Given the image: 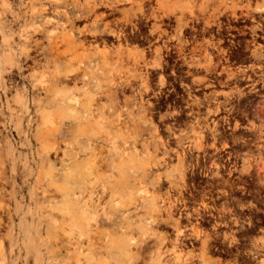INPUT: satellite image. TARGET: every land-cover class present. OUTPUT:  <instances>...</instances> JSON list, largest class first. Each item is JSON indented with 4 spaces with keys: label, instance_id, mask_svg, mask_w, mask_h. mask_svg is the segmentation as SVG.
I'll return each instance as SVG.
<instances>
[{
    "label": "rangeland",
    "instance_id": "1",
    "mask_svg": "<svg viewBox=\"0 0 264 264\" xmlns=\"http://www.w3.org/2000/svg\"><path fill=\"white\" fill-rule=\"evenodd\" d=\"M57 1L0 0V203H6L0 206L9 208L15 224L11 229L8 215L0 209L4 223L0 228V264H75L78 257L83 261L86 253L107 264H127L122 242L127 240L125 236L131 240L141 237V228L152 231L143 249L146 258L158 248L154 235H159L164 238L159 249L165 252V258L177 253L198 264L200 239L190 234L192 227L212 235L211 252L216 259L226 264L231 260L251 263L247 252L251 240L264 237V39L256 37L264 30V0H165L173 12L170 20L165 18L169 25L163 24L168 28L166 39L163 36L167 46L161 39L153 40L156 33L149 34L151 23L158 19L142 22L141 18L138 28L129 34L128 43L121 40L122 55L116 51V39L107 41V46L113 48L109 55L103 54L101 39L85 45L80 42L79 29L91 19L80 22L75 18L78 11L71 10L74 2L84 0ZM248 1L252 8L245 7ZM151 4L161 13L154 0ZM256 4L262 8L253 9ZM216 5L220 9H213ZM61 8L70 13L60 14ZM151 10L146 4L145 12ZM181 12H185L184 23L175 20ZM241 17H247L254 38L246 34V38L253 39L239 41L235 48L221 38L227 32L225 27ZM205 19H210V25ZM217 26L219 33L213 31ZM66 34L69 40L60 42ZM55 40L64 47L70 66L82 68L76 85L74 80L64 79L61 84L55 81L56 47L50 48ZM177 43L185 54L179 52ZM154 45H161L160 53ZM45 48L51 51L44 52ZM230 49L235 51V62L225 59ZM207 50L211 58L205 56ZM137 55L141 56L138 70L143 76L133 78L136 87L125 88L124 94L137 97L133 101H143L147 114L158 126V135L167 142L168 154L156 146L157 135L145 131L136 136L131 121L127 127L120 124L119 130L109 123L111 107L129 120L127 112L134 108L133 101L127 105L123 101L126 96L119 94V102L111 106L97 87L109 77L119 79L124 73L131 76L136 71ZM145 61L157 63L146 67ZM84 66L88 76H83ZM145 79L149 89L140 98L138 92H133L143 87ZM208 82L215 84L204 87ZM61 85L78 99L89 91L104 104L101 120L87 123L84 131L93 135L88 148L97 158L102 159L109 148L115 147L124 152L137 150L134 156L138 160L152 163L149 178L136 176L141 187L132 197L126 188L113 193V200L107 192L103 194L98 205L100 220L90 236L74 229L66 213V176L74 160L69 146L72 137L66 131L78 130L79 124L75 119L59 118ZM134 113L140 116L141 111ZM129 154L131 157L135 153ZM103 160L99 159L96 171L98 188L114 175L128 172L126 165L116 169ZM179 161L185 167L184 178L177 170ZM166 175L175 182L171 183ZM142 191L154 195L153 204L142 199ZM115 203H119L117 210L110 208ZM156 206L162 208L157 216ZM165 209L173 211V216L169 218ZM105 233L108 237L103 242L99 236ZM109 240L111 249L101 251L99 246ZM137 264L146 263L139 260Z\"/></svg>",
    "mask_w": 264,
    "mask_h": 264
},
{
    "label": "bare ground",
    "instance_id": "2",
    "mask_svg": "<svg viewBox=\"0 0 264 264\" xmlns=\"http://www.w3.org/2000/svg\"><path fill=\"white\" fill-rule=\"evenodd\" d=\"M61 1L63 2V0H58L57 2H61ZM119 3H125V4H124V6L119 7L118 6ZM155 3L157 5L158 9L162 10L161 13H158L154 9L153 5L151 4V0H84V1L79 2V3L74 2L71 12L73 13V10L78 11V13L75 14V18H77L80 22L81 21L84 22L85 19L87 20L88 18L91 19L89 24H84L83 28L79 29V33H80L79 36L82 37V39H80V42L82 44H84L85 42H88V44H91L92 40L98 41L101 39V41H102L101 43L102 44L104 43V45H105V46L103 45L105 47V49L102 52L104 55H109L113 51L112 50L113 48H110L107 46V41L110 39L111 40L116 39L118 41V45L116 46L117 47L116 51L122 55L124 52L123 51L124 49H123L121 40H124L125 43H128V40L130 39L129 34L132 35L135 32V30L138 28L139 19L142 18V22L147 21L150 18H155V19H158V21H162L164 16H169L170 13H173L172 10L169 7H167L165 0H155ZM146 4H149V6L152 8L151 11L145 12V5ZM227 6H229V5H227ZM230 7L232 9L235 8L234 5H232ZM245 7L246 8H252L251 3L248 1V3L246 4ZM99 8H105V9L99 10ZM216 8L220 9V6L216 5V7H214L213 9H216ZM261 8H262L261 5L256 4L253 9L257 10V9H261ZM62 9H64V8L59 9L62 11V12L59 11V13L62 15H67L70 13L69 11H65ZM190 12H193V11L191 10ZM116 13L121 14V16H116L115 15ZM184 13L185 12H181L180 15H176V19L178 22L183 20V17H184L183 14ZM71 15L72 14H70L69 16H71ZM6 17H8V16H6ZM192 17H193V15H192ZM2 18H4V17H2ZM15 18H17V16ZM47 19H49V21L52 20V22H53V19H50V18H47ZM45 21H46V19H45ZM55 21H57V19L54 20V22ZM206 22H209V21H206ZM48 24H50V22ZM59 24H60V22H59ZM66 24H65V26H68ZM36 26H37V24H36ZM160 27H161L160 25L153 23L151 25V28L149 29L151 34L155 30H157V36H156L155 41H158L164 32L166 33V29H164V28L162 29ZM44 29H46V28L44 27ZM37 32H40V31H37ZM64 34H65V32L63 33V35ZM89 36H92L93 38L90 39V38H88ZM64 38L69 40V37L66 34V36H63V38L60 39V42ZM54 43L55 44L50 48L56 47V49H53L54 59L57 62L55 81L57 83L61 84L63 81H66L67 79L68 80H74L75 85H76L75 80L79 76L78 75L79 71L82 68L80 67L81 69L79 70L78 68L71 67L69 61L66 59L68 57V56H66L67 54H64L65 50H62V49H64V47L62 45H60V46H62L60 49L58 40H55ZM84 45H82V46H84ZM155 46H156L155 51L157 53H160L161 52V45H155ZM163 46H167V44L164 42ZM176 46L178 47L179 52H182V54H185L184 48L180 43H177ZM65 49L67 50L69 48L65 46ZM49 50H50L49 48L48 49L45 48L44 52H48ZM190 50L192 51L193 48H191ZM67 52H68V50H67ZM142 55H144V54H142ZM206 55L211 58V53H209L208 51H206L205 56ZM140 57H141L140 55L135 56V69H136V71H134V73H132L131 76L124 73V74H121L119 76V79H116L113 76V77H109V79L105 83L99 82L97 84V87L100 88L99 92L104 94L107 97L109 104H111V106L112 105L114 106V105H116V103L119 102V94H124L125 88H127V87L128 88L129 87L135 88L136 87L132 83L133 78L134 79H136L137 77L142 78L143 75L138 70ZM91 59H94V58H91ZM156 63H157L156 61H154V62L145 61L144 62L146 67L147 66L154 67V65ZM27 64H29V63H27ZM30 64H32V63H30ZM82 72H83V76L84 75L88 76V74H89V70L87 69L86 66L83 67ZM64 79H66V80H64ZM162 80H163V78H162ZM201 80H202V78L199 79V81H201ZM87 82H89V80ZM148 84H149L148 80L145 79L143 87H141L140 89H138V87H137L136 92H133L134 95L138 92L140 98H142L144 91H147L149 89ZM104 85H106V86L103 87ZM81 86H83V85H81ZM132 90H134V89H132ZM58 92L60 95V97L58 99L59 118L61 120H64V118H66V117L71 118V119H75L79 124L78 130H75L72 132V130L70 129V130L66 131V134H68L69 136L72 137L71 145H69V146L74 151V153H73L74 154V160L72 161V164H71L70 168L68 169V174L66 176L67 186H66V190L64 191V197H65V200L67 201V203H66L67 204V206H66L67 207V210H66L67 218L69 219V221H70V223L74 229H76L78 232H80L82 234H86L87 236L88 235L90 236L91 231L97 228V226H98L97 223L100 220L99 216H101L100 215L101 213H99L98 205L101 203L100 198L103 196V194L105 192H107L110 196V199L113 200V198H112L113 193H115L116 191L121 190L123 188H126V191L129 195V197H132L135 194L136 190L141 187V185H140L141 181L137 180V179L135 180L136 176L140 175L143 179L149 178L151 176L152 163L150 162V160H147L146 162L138 160L134 156V155H136V153H138V151L136 149H135L136 152L134 150H132L130 152H124V151L118 150L115 147L109 148L107 150L106 155L103 156L102 159L97 158V155L95 156L94 152L93 151L91 152V150H89V148H88L89 147L88 142L90 141L89 139H92L93 135L92 134L89 135V134L85 133L84 131H86L88 128V127H86L87 123H89V122L90 123H98L101 120L103 113H104V111H103L104 104L99 103L98 101L100 100V98L98 100V96L95 97L89 91H85L83 99H78L76 97V94L71 93L69 91H65L64 85H61V89H59ZM125 96L126 97L123 99V101L127 104L131 101V99L133 98V95H132V98L130 96H127V95H125ZM133 99H132V101H133ZM140 101H138V100L133 101V107L134 108L132 110H130L129 112H127V114L130 117L129 120H126L125 116L122 118L121 117L122 112L118 111V109L116 107H114V108L111 107L112 109L109 110L110 111L109 115L111 117V119H108L109 123H112V125H114L119 130L121 128L120 124L127 127V126H129L128 121H131L130 123H132V125H133L132 129H133V132L136 134V136L143 134V132H145V131L150 132L154 137H156V135H157V139L159 142L156 146L163 148L164 152L166 154H168L169 149L167 147V142L164 139H162L160 135H158V133H159L158 132V126L153 122L151 115L147 114V107L143 104V101L142 100H140ZM137 109H138V111L139 110L141 111L140 116H136V114L134 113V110H137ZM53 126H55V125H53ZM123 132H124V134L126 133L125 130ZM201 135H200V137H201ZM136 140L137 139L135 137L133 143H136L135 142ZM126 141L127 140H125V142ZM60 145H61V143H60ZM133 147H135L134 144H133ZM125 148L126 147H124V149ZM103 151H105V150H103ZM131 152L135 153V154H132L133 156L130 157L129 153H131ZM160 157H162V156H160ZM99 159L101 161L104 159L103 160V161H105L104 163H106L107 165L113 166L116 169H121L122 165H124V166L126 165V167L128 168V170H127L128 172H127V174L122 172L116 176L114 175L112 178L107 180V183L101 184V187L98 188L99 186H98V182L96 179V171L99 168V164H100V162L98 163ZM165 159L163 161H161V160L158 161L157 164L165 162L166 161ZM179 164L180 165L177 167V170L179 171L180 177L184 178L185 167H183V165L180 161H179ZM100 168H102V167H100ZM1 176H3V175H1ZM165 177L171 183L175 182L173 179H171V177L169 175H166ZM158 179H159V177H158ZM146 192H148V190H146ZM38 193H40V192H38ZM148 193L150 195V193H152V192H148ZM149 195L147 193L143 192L142 199L146 200L150 204H153L155 201L154 195L153 196H149ZM4 196H5V194H4ZM1 197H3V196H1ZM2 201H4V200H2ZM4 203L2 202L0 204L3 205ZM4 205H6V203ZM118 207H119V203H115V204H112L110 206V208H113L114 210H117ZM0 209H1V212L4 211L5 213L4 212L3 213L8 215V218L10 219V225L9 226H11V229H15V224H12L14 217H13L12 213L10 212L9 208L4 207V206H0ZM161 210H162V208L160 206L155 207L154 212L156 213V216L161 214ZM165 210L167 213L166 215H168L169 218L171 216H173L172 215L173 211H171L170 209H165ZM3 218H4V216H3ZM21 219L23 220L24 217H21ZM4 222H6V221H4ZM225 222L226 221H222L221 223L224 224ZM52 224H54V223H52ZM52 224L49 226H53ZM240 225H242L241 222H240ZM3 226H4V223L1 221V218H0V228ZM244 228H245V226L243 227V229ZM191 229H192V231L190 232V234H193L200 239V253L198 255V260H199L198 264H226L223 261H220L219 259H216L215 257H213V253L211 252V249H212L211 243H210L212 235H209L208 232H204L205 230L202 231L198 227L197 228L192 227ZM180 230L181 229H179L178 231L180 232ZM108 233L107 234L105 233L106 235L104 234L105 236H103V237L99 236V237H101L103 242L107 240ZM151 234H152V231L148 230V228H146V229L141 228V237H139L138 239L131 240V238L129 236H125L127 240L123 241L122 244H123V247L125 248V250H127V251L123 252L126 260L128 261L127 264H137L139 260L144 261L146 264H193L191 259H189L187 257L181 258V256L178 255L177 253L174 255H171L169 258H165L164 257L165 252H163L159 249L161 247V244L164 241V238L162 236H159V235H154L155 243H156V246H158V248H156L155 250H151L150 255L148 256V258H146L145 255L143 254V249L145 247L147 237H150ZM58 235H60L62 237V233H59ZM236 235H235V237H236ZM55 236H57V235H55ZM60 239L62 240V238H60ZM213 240H215V239H213ZM214 242L215 241H213V243ZM84 243H86V242H84ZM55 244L57 245L56 242H55ZM111 246H112V242H111V240H109L107 244H105V243L101 244L99 246V248H102L101 251L106 252V251H109L111 249ZM212 246H214V244ZM246 246L247 245H245L244 247H246ZM237 247H238V245H237ZM240 247H238V248L240 249ZM235 248H236V246H235ZM1 251H2V254L4 256V250L2 249ZM247 252H248V259L251 261V263H249V264H264V237L251 240L250 248L248 249ZM83 257L85 258L83 261L81 260V257H78L75 261V264H92V262L94 264H107L105 260L96 261L93 254L88 255L86 253V255H84ZM242 259H243V257H242ZM229 264H242V263H240L236 260L235 261L231 260V262Z\"/></svg>",
    "mask_w": 264,
    "mask_h": 264
},
{
    "label": "flooded vegetation",
    "instance_id": "3",
    "mask_svg": "<svg viewBox=\"0 0 264 264\" xmlns=\"http://www.w3.org/2000/svg\"><path fill=\"white\" fill-rule=\"evenodd\" d=\"M154 2H155V0H154ZM148 5V8H151L150 6H149V4H147ZM153 7H155V6H153ZM165 18H167L168 20H170L171 19V17L170 16H164L163 17V19H162V21H158V22H156L155 20L151 23V25L153 24V23H156V24H158V25H160L161 27L160 28H164V29H166V33L164 32L163 34H162V36H161V40H162V43H163V41L166 39V36L168 35L167 34V31H168V28L167 27H163V24H165V25H169V23L168 22H165ZM191 19H193V18H191ZM175 20L177 21V19H176V15H175ZM206 21H209V22H206ZM234 21H235V23H233V24H229V25H227L225 28H226V30H227V32H225L224 34H223V37L221 38V41H224V42H228V44L229 45H231L232 43L234 44V47L236 48L237 46V44L238 45H240V43H239V41H242V42H244V41H247V40H252L254 37H253V33H251V25L250 24H248L247 23V17H241L240 19H234ZM181 22V21H180ZM182 23H184V17H183V20H182ZM210 19H205V24H207V25H210ZM213 24H215V23H213ZM150 25V26H151ZM151 28V27H150ZM149 28V29H150ZM260 30H262V27H260L259 28ZM213 31H216V33H219V29H218V26L216 27V28H214L213 29ZM211 32L210 34L211 35H214L215 34V32ZM156 33V36H157V30H155L152 34L149 32V34L150 35H154ZM246 34H248V35H250V36H252L253 38H246L245 37V35ZM156 36L154 37V41L156 40ZM163 36H165V39L163 38ZM256 37H259V38H261V39H264V30H262V32H259V33H256ZM153 40L152 39H150V38H148V42H153ZM217 40V39H216ZM211 42L208 40V44H210ZM164 44V43H163ZM246 44V43H245ZM155 46V45H154ZM207 48H205L204 50H206ZM208 51V50H207ZM225 59H228L229 60V62H235V60H236V58H235V51H233V50H229V54H227V57L225 58ZM206 67V69H209V67L208 66H205ZM202 80H203V78H202ZM215 83H212V82H208L207 84H204V87L205 86H209V85H214ZM198 88H201V87H198Z\"/></svg>",
    "mask_w": 264,
    "mask_h": 264
}]
</instances>
